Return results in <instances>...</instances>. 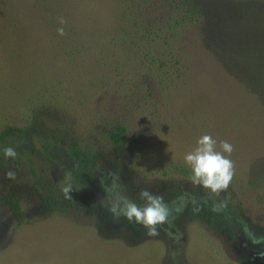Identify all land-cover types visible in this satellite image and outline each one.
<instances>
[{"label": "rangeland", "instance_id": "obj_1", "mask_svg": "<svg viewBox=\"0 0 264 264\" xmlns=\"http://www.w3.org/2000/svg\"><path fill=\"white\" fill-rule=\"evenodd\" d=\"M174 3L0 0V264H264V105L246 85L264 0H190L191 21ZM206 134L234 147L219 194L184 161ZM73 149L92 178L68 200ZM111 174L138 204L163 196L158 236L113 219ZM199 202L223 210L217 225L186 213Z\"/></svg>", "mask_w": 264, "mask_h": 264}, {"label": "clouds", "instance_id": "obj_2", "mask_svg": "<svg viewBox=\"0 0 264 264\" xmlns=\"http://www.w3.org/2000/svg\"><path fill=\"white\" fill-rule=\"evenodd\" d=\"M64 23L63 20L60 21ZM60 35L64 34L63 29H58ZM234 147L228 141H220L219 144L211 135H203L197 140L193 151L184 156L186 166L191 171V182L193 185L201 186L213 194H219L226 191L234 177L235 165L230 159ZM6 158H16L17 153L14 148L7 147L3 150ZM112 175V183L104 187L106 197L101 201L109 199L111 202L107 205L108 212L114 220L121 217L128 224H135L145 230L149 237L159 235V226L169 222L172 209L165 204L163 196L157 195L144 188L140 191L139 197L143 204H138L125 195L119 184V176ZM6 178L15 179L16 173L9 171ZM72 185L69 183L62 188L65 199L72 200ZM264 256V253L261 254Z\"/></svg>", "mask_w": 264, "mask_h": 264}, {"label": "trees", "instance_id": "obj_3", "mask_svg": "<svg viewBox=\"0 0 264 264\" xmlns=\"http://www.w3.org/2000/svg\"><path fill=\"white\" fill-rule=\"evenodd\" d=\"M190 0H174V4L177 9L183 13L181 21H191L196 18L197 10H189L187 5ZM259 48V47H258ZM260 59L257 61H251L247 64L246 74L248 75V83L246 84L250 90L256 91L259 100L264 105V50L262 48L257 49ZM126 132L125 127L117 125L110 133L109 139L114 145H118L120 142L127 141L124 134ZM72 159L74 161V168L71 170L73 189L80 190L85 197L89 189V183L91 182L92 174L90 171V163L93 161L92 157L88 153H83L79 149L72 150ZM15 211L18 213V206L12 204ZM186 213L197 217L198 219L210 224L217 225L219 220L224 216V212L220 208L211 207L203 202L197 204H189L186 207Z\"/></svg>", "mask_w": 264, "mask_h": 264}]
</instances>
